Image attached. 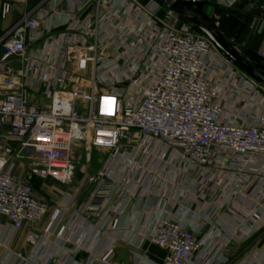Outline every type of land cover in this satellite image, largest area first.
<instances>
[{
  "label": "built area",
  "instance_id": "built-area-1",
  "mask_svg": "<svg viewBox=\"0 0 264 264\" xmlns=\"http://www.w3.org/2000/svg\"><path fill=\"white\" fill-rule=\"evenodd\" d=\"M220 1L230 7L237 0ZM98 4L102 7L93 17L81 20L79 14L58 32L41 28L43 16L26 14L3 43L0 215L13 229L38 222L50 209L36 197L29 179L71 182L76 150L108 155L104 169L88 178L97 184L93 203L117 191L124 196L122 182L138 170L143 177L151 174L145 167L149 160L167 154L186 165L184 181L192 182L186 177L191 170L208 182L220 179V184L235 185L243 177L244 184H264V106L253 105L247 117L245 111L242 116L231 113L225 107L224 85L217 81L237 67L233 60L206 36L190 31L191 24L178 26V15L168 8L159 16L155 0ZM91 5V0H77V11L82 8L84 13ZM261 8L264 12V0ZM8 10L4 4L2 14ZM263 26L264 13L259 30ZM11 58L21 62L18 73L9 72ZM86 70L91 73L88 79L80 76ZM67 81L91 82L78 93L67 88ZM104 82L106 88H96ZM242 83L252 91L249 83ZM38 96L48 104L37 103ZM21 159L27 167L14 175L11 168ZM60 213L57 207L50 211L46 232ZM63 230L60 226L56 234L61 236ZM199 232L162 218L149 241L164 251L162 264H188L201 250ZM113 253L107 247L95 259L115 264ZM19 264L33 263L22 259Z\"/></svg>",
  "mask_w": 264,
  "mask_h": 264
},
{
  "label": "crops",
  "instance_id": "crops-1",
  "mask_svg": "<svg viewBox=\"0 0 264 264\" xmlns=\"http://www.w3.org/2000/svg\"><path fill=\"white\" fill-rule=\"evenodd\" d=\"M91 2V7L80 13L77 0H0V56L3 43L24 15L43 16L41 28L58 32L79 14L81 20L93 17L102 5L99 0ZM211 2L216 6L215 17L233 15L240 23L244 21L235 42L237 48L264 59V26L262 30L258 27L264 13L263 0H237L230 7L220 0ZM4 4L9 10L2 14ZM252 20L256 23L251 24ZM8 67L9 72L18 73L21 62L11 58ZM80 76L88 79L90 70ZM36 102L47 105L48 99L38 96ZM87 155L89 159H85ZM167 156L169 169L162 159L149 160L152 163L145 167L151 174L143 177L140 170L136 171L130 181L121 183L124 196L117 191L99 203L91 201L97 184L88 178L104 169L106 157L92 159L87 153L78 161L77 173L69 183L31 177L36 197L45 200L50 211L57 207L61 213L48 232L45 228L50 211L38 222L23 223L19 229H13L0 215V264H19L22 259L33 264H100L95 256L107 247L113 248L115 264H162L164 251L149 241L155 223L162 218L200 231L197 239L201 250L188 264H264V184H258V180L246 186L230 182L224 188L220 179L199 180L191 170L186 171V177L192 182L184 181L186 165L179 164L176 155ZM27 164L24 159L15 161L12 173L19 175ZM240 185L245 190L238 193ZM60 226L64 230L58 236Z\"/></svg>",
  "mask_w": 264,
  "mask_h": 264
},
{
  "label": "rangeland",
  "instance_id": "rangeland-1",
  "mask_svg": "<svg viewBox=\"0 0 264 264\" xmlns=\"http://www.w3.org/2000/svg\"><path fill=\"white\" fill-rule=\"evenodd\" d=\"M143 1L146 2L147 0H139V2H143ZM155 1L157 3H159V5H160V10L158 12V15L162 17L166 12V7L162 3H160L159 0H155ZM193 6H195V8H197L198 10L203 12L207 17H210L213 21L216 20V17L213 14V11H215L216 6L212 2L211 3L200 2L198 4H193ZM250 23H252V21ZM255 23H256V21H255ZM255 23H253V24H255ZM182 24L190 25L188 22H186L185 20H183L181 17L178 16V26H180ZM190 26H191L190 31H193L194 33H198L200 35H203L195 27H193L192 25H190ZM236 68H233L231 72L229 71L230 73L226 72L225 75L221 74L222 76L218 77L217 81H221L220 82L221 85H224L225 107H227V109H230L231 113L232 112L239 113L240 116H242L241 114H243L245 111L246 113L244 114V117H247V113L252 110L253 105L255 106L254 107L255 109H257V107H259L260 105L264 106V87L260 84L250 82L251 80H249L247 78V76H245V74L238 67H236ZM86 71H88V70H86ZM224 81H227V84ZM242 81L249 83L251 85V87L253 88L252 91H249V89H245L243 87ZM90 82L91 81H67L66 86L68 89L77 88L78 93H81V92L89 89ZM106 85H107V83L104 82L102 84L96 85V88L97 89H103V88H106ZM229 100H231V101H229ZM103 152L104 151H102V153ZM87 153H90L92 159H94V158L95 159H97V158L98 159L99 158L105 159V157L108 156V155H106V156L101 155L100 156L99 154H97V152L95 150H91V151H84V150L83 151L82 150L77 151L76 150V151H74L73 159H72L73 160V164H72L73 174L77 173L78 161L80 163V160L84 159V156ZM88 156L89 155H87V157L85 159H89ZM158 157L161 158L162 155H157V158ZM162 160H163V163H165L166 169H169L170 168L169 166L171 164L169 162V159H167L166 157H163ZM247 179L249 180V178H246V180ZM242 180H243V177H241L240 180H237L236 184L242 185L244 183ZM221 185H225V184L223 183ZM241 185H240V187H238V190H237L238 193L241 190H245L243 187H241ZM226 186L227 185H225L224 188H226ZM39 199H41V198H39Z\"/></svg>",
  "mask_w": 264,
  "mask_h": 264
},
{
  "label": "water",
  "instance_id": "water-1",
  "mask_svg": "<svg viewBox=\"0 0 264 264\" xmlns=\"http://www.w3.org/2000/svg\"><path fill=\"white\" fill-rule=\"evenodd\" d=\"M159 2L197 28L223 54L232 59L249 80L264 87V64L251 61L234 46L244 21L240 23L233 15H219L213 21L192 8L186 0H159Z\"/></svg>",
  "mask_w": 264,
  "mask_h": 264
},
{
  "label": "trees",
  "instance_id": "trees-1",
  "mask_svg": "<svg viewBox=\"0 0 264 264\" xmlns=\"http://www.w3.org/2000/svg\"><path fill=\"white\" fill-rule=\"evenodd\" d=\"M192 8H194L195 10L199 11L201 14H203L204 16H206L203 12H201L200 10H198L197 8H195V6H193V4L188 3ZM220 12V11H219ZM207 17V16H206ZM184 20V19H183ZM197 29V28H196ZM198 30V29H197ZM199 31V30H198ZM200 32V31H199ZM235 48H237V46L234 44ZM239 50V49H238ZM240 51V50H239ZM246 56H248L250 58L251 61L253 62H259V63H263L264 64V59H262L261 57H259L256 54H245Z\"/></svg>",
  "mask_w": 264,
  "mask_h": 264
}]
</instances>
